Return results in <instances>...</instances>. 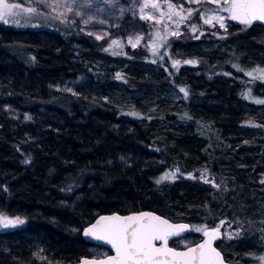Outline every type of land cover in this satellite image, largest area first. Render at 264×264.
I'll return each mask as SVG.
<instances>
[{
    "label": "trees",
    "instance_id": "obj_1",
    "mask_svg": "<svg viewBox=\"0 0 264 264\" xmlns=\"http://www.w3.org/2000/svg\"><path fill=\"white\" fill-rule=\"evenodd\" d=\"M135 1L124 0L130 6ZM47 24L38 31L0 23V214L25 221L0 232V264L101 257L105 249L86 242L82 228L98 214L145 209L176 219L196 213L208 228L225 219L231 237L223 253L236 264L255 252L242 247L262 250L264 111L241 108L251 105L241 98L249 78L232 68L248 51L237 53L233 45L247 37L251 24L244 21L226 38L205 33L194 39L186 31L154 51L130 47L123 30L95 40L66 24ZM148 26L132 18L123 29L147 35ZM254 45L264 51V35ZM177 48L192 58L185 74L170 65L168 55L176 58ZM228 48L229 59L220 60ZM79 75L97 88L57 87ZM191 78L204 83L197 92L202 101L218 92L225 105H190ZM118 82L129 88L168 82L186 106L175 114L162 106H131L110 94ZM178 116L185 125L171 122ZM209 205H220L219 212Z\"/></svg>",
    "mask_w": 264,
    "mask_h": 264
},
{
    "label": "rangeland",
    "instance_id": "obj_2",
    "mask_svg": "<svg viewBox=\"0 0 264 264\" xmlns=\"http://www.w3.org/2000/svg\"><path fill=\"white\" fill-rule=\"evenodd\" d=\"M243 1L136 0L130 6L124 0H0V23L15 29L39 31L46 27L40 26L41 24L48 25L47 23L57 22L71 26L79 34L90 36L95 40L107 38L113 33L123 30L125 43L130 47L149 45L154 51V49L160 48L168 37L181 39L182 35L187 33L186 31L193 32L194 39H198L205 33L218 38H226L227 31L236 27L239 28L244 21H247L242 9ZM132 18L143 23L146 21L149 24L148 36L137 28L123 29L124 22ZM194 18L198 19L199 22H196ZM38 33L41 35L42 31ZM263 35L264 28L260 25H254L250 28L246 38L238 39L239 41L233 45L237 53L243 52L242 47H247L248 50L246 54L244 53L247 55L248 65L240 66L239 62L236 61V63H232V68L242 71L249 78L242 88L241 98L251 105L264 104V51L260 49L257 55L251 53V51L259 50V48H254V43L258 37ZM169 48L170 46L166 47L165 51H169ZM227 50L218 57L220 60H227ZM173 55L176 58L168 55L170 65L174 70L179 71L180 74H185L187 67L193 65L192 58L185 56L179 48L175 49ZM240 55L242 56V54ZM167 68L168 66L164 67L165 71H167ZM191 83L194 86L195 94L191 98L190 105L194 104L197 109L206 107L203 105H225L226 100L218 92L216 94L214 92L208 93L209 99L202 101L201 96L197 92L203 89L204 83L196 78H191ZM57 87L65 92L82 91L90 87L97 88L85 75L61 81ZM231 89L228 88V90ZM110 92L114 98L126 104L147 107L151 110L162 106L169 113L175 114V112L183 110L186 106L185 97L180 89L168 82L157 87L138 85L136 88H129L118 82L111 85ZM251 105L242 104L241 108L252 109L256 112L264 111V106L252 107ZM171 122L180 123V125H185L186 123L179 116ZM259 133L258 129L254 131L256 135ZM179 189H182V186ZM219 208L220 205H209V208L207 207L209 211L213 210L214 213H218ZM190 215L191 234L179 240L181 246L190 244L195 238L194 233L202 235L206 230L200 224L202 221L201 215L196 213H191ZM24 222L22 217H9L0 214V232L19 228L23 226ZM224 223L225 219H220L211 228L221 234V240L217 243L219 249L221 247L222 250L228 251L230 249L228 240L231 234L224 229L231 224ZM226 239H228L227 242ZM244 241L251 243L250 240ZM234 249L232 246L231 250ZM248 250L256 253H247L246 258L250 259L254 264H264V247L260 250L253 247V245H247L246 248L242 247L241 252ZM241 261L240 263H242Z\"/></svg>",
    "mask_w": 264,
    "mask_h": 264
},
{
    "label": "water",
    "instance_id": "obj_3",
    "mask_svg": "<svg viewBox=\"0 0 264 264\" xmlns=\"http://www.w3.org/2000/svg\"><path fill=\"white\" fill-rule=\"evenodd\" d=\"M244 15L264 26V0H244ZM187 221L174 222L152 210L98 214L81 230L83 239L110 250L101 257H81L75 264H233L215 246L219 233L208 230L200 240L182 248L169 245L189 235Z\"/></svg>",
    "mask_w": 264,
    "mask_h": 264
},
{
    "label": "flooded vegetation",
    "instance_id": "obj_4",
    "mask_svg": "<svg viewBox=\"0 0 264 264\" xmlns=\"http://www.w3.org/2000/svg\"><path fill=\"white\" fill-rule=\"evenodd\" d=\"M252 26H254V25H252L251 24V27ZM261 26V25H260ZM261 27H263L264 28V26H261ZM261 47V46H260ZM259 52H260V49L258 50ZM230 52H231V50L228 48V50H227V60L229 59V57H230ZM246 58H247V55H245V54H242V59H240V60H237V62H239V64H240V66H243V65H246L247 64V60H246ZM257 61H260L259 59H256ZM136 211H141V210H136ZM132 212V211H131ZM126 213H128V212H126ZM158 213V212H157ZM160 214V213H159ZM171 221H174V222H182V221H187V222H189V224H190V233L189 234H191V221L189 220V219H176V218H173L170 214H168V215H166ZM219 221V220H218ZM215 223H217V222H215ZM203 228H206V230L204 231V232H206V231H208V230H215V229H212L211 227H205V226H202ZM215 231H217V230H215ZM218 233H219V238L217 239V241L215 242V246L219 249V247H218V245H217V243H218V241L219 240H221V234H220V232L219 231H217ZM195 234V238L193 239V240H195V242H197L198 240H200L201 239V237H202V235H200L199 233H194ZM186 237V236H185ZM197 237V238H196ZM181 238H183V237H181ZM181 238H173L171 241H170V243H169V245L170 246H172V247H174V248H182V247H184V246H181L180 244H179V240L181 239ZM192 240V241H193ZM192 241H191V243L190 244H193V243H195V242H193L192 243ZM227 242V241H226ZM189 245V244H188ZM185 246H187V245H185ZM99 247H101V246H99ZM102 248H104V247H102ZM105 249V253L102 255V256H106V255H109L110 254V250L109 249H107V248H104ZM221 252H222V254H223V257H224V259L226 260V261H229V262H232L233 264H236L234 261H231V259H229L228 257L226 258L225 257V255H224V251L222 250V248L220 247V249H219ZM254 253H256V252H254ZM230 255H233L232 253L230 254ZM237 258H238V255H237ZM242 261V263L243 264H254V263H252V261L250 260V259H248V258H242L241 259ZM251 262V263H250Z\"/></svg>",
    "mask_w": 264,
    "mask_h": 264
}]
</instances>
